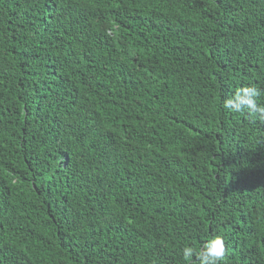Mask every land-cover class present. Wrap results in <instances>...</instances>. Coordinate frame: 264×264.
<instances>
[{
	"label": "trees",
	"instance_id": "obj_1",
	"mask_svg": "<svg viewBox=\"0 0 264 264\" xmlns=\"http://www.w3.org/2000/svg\"><path fill=\"white\" fill-rule=\"evenodd\" d=\"M249 84L264 0H0V264H264Z\"/></svg>",
	"mask_w": 264,
	"mask_h": 264
},
{
	"label": "clouds",
	"instance_id": "obj_2",
	"mask_svg": "<svg viewBox=\"0 0 264 264\" xmlns=\"http://www.w3.org/2000/svg\"><path fill=\"white\" fill-rule=\"evenodd\" d=\"M264 90L255 85H246L237 88L231 96L223 101V108L232 113H244L255 120L264 121V103L259 98ZM185 264H224L227 250L224 239L217 235L208 238L197 250L191 243L185 244L182 249Z\"/></svg>",
	"mask_w": 264,
	"mask_h": 264
}]
</instances>
